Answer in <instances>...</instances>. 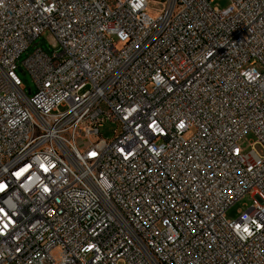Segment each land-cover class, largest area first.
Listing matches in <instances>:
<instances>
[{
    "label": "built area",
    "instance_id": "obj_1",
    "mask_svg": "<svg viewBox=\"0 0 264 264\" xmlns=\"http://www.w3.org/2000/svg\"><path fill=\"white\" fill-rule=\"evenodd\" d=\"M211 2L0 0V264H264V0Z\"/></svg>",
    "mask_w": 264,
    "mask_h": 264
},
{
    "label": "rangeland",
    "instance_id": "obj_2",
    "mask_svg": "<svg viewBox=\"0 0 264 264\" xmlns=\"http://www.w3.org/2000/svg\"><path fill=\"white\" fill-rule=\"evenodd\" d=\"M228 4V0H212L211 5L218 7V8H224ZM148 13L156 17L159 12L158 10L161 8L160 5L156 2H149L148 4ZM39 47L46 53H51L53 50L52 45L50 44L48 37L45 34L40 35L36 37L25 49L20 53L19 58L17 59V65H20L22 60L29 54L34 48ZM16 73L21 81V84L23 85V89L25 93L28 94L27 90L29 89L31 92L35 91V85L34 82L30 76V74L20 68H16ZM113 127L112 124L109 122L105 123L103 127L101 128V133L104 137H108L111 131V128ZM250 142H251V136L246 135L244 136L241 140H239L238 145L239 148L246 152L250 148ZM254 201V198L251 196V193H246L243 195L240 199H238L235 203H233L229 208L226 209L225 211V217L227 219H233L237 217V215L244 210L248 205L252 204Z\"/></svg>",
    "mask_w": 264,
    "mask_h": 264
}]
</instances>
